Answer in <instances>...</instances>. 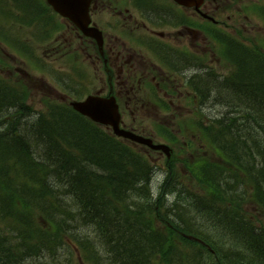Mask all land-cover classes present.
Returning a JSON list of instances; mask_svg holds the SVG:
<instances>
[{
    "label": "trees",
    "instance_id": "16d2710c",
    "mask_svg": "<svg viewBox=\"0 0 264 264\" xmlns=\"http://www.w3.org/2000/svg\"><path fill=\"white\" fill-rule=\"evenodd\" d=\"M13 2L22 7L26 15H29L30 0L21 2L22 4L18 1ZM32 13L34 17L35 12ZM248 65L249 67L252 65L255 71L249 74V81L255 83L254 75L257 74L258 81L263 86L264 96V68L257 70L254 64ZM0 88L3 89L1 86ZM9 97L13 98V94L10 93ZM14 102V104L20 103L21 108L18 107L12 113L10 121L6 116L0 119V125H4L0 128V140H3L5 131L12 132L18 123L20 125L24 122L28 125L27 119L31 120L26 115L29 107L25 105L22 98L20 97L19 101L14 99ZM255 106L259 109L264 108L263 105L251 101L244 106V111L247 108L254 110ZM4 108L3 94L0 93V112ZM56 112L70 114L79 122L82 121L78 118L79 115L69 109ZM243 114L244 112H241L229 117L224 126L225 132H222V126L219 128L227 147L235 154L237 149L248 152L250 143L258 138L259 131L253 129V125L248 127L238 125V122L243 119ZM36 122L37 126L31 128L38 140L41 136L51 138V131L45 134L46 129L40 123V119ZM82 123L84 126L75 124L79 129L86 131L90 129L91 133L101 136L115 145L118 150L110 149L101 144L92 134L86 133V137L83 136V147L86 153L81 149H74L72 153L83 159L80 161L83 166H85L83 162H95L97 165L93 164L92 166L95 167L89 169L77 166L78 171H72L74 181L70 180V176L63 174L64 172L58 173L54 164L43 160L39 152L35 153V160L40 163L39 165H35L29 157L24 159L22 151L17 147L13 148L11 156L8 157L17 163L19 173L0 180V255L6 259V264H21L22 260L39 255L44 251L43 248L51 249L56 255L59 245L65 238L76 240L84 252H92L96 244L99 246L101 242H104L108 249L109 264H160V259L167 262L177 259L180 264H264V226L259 227L241 214H232V208H225L224 202L228 199L229 193L225 186L223 188L221 186V179L224 177L215 179L213 176L210 178L204 171L199 172V176L207 179L209 183L206 196L202 199L210 201L208 204L200 201L192 205L197 206L198 214L205 219L203 220L208 225L207 231L188 232L181 228L183 223H186L187 217L182 207L176 204L166 210L165 230L156 228L154 214L147 213L144 208L137 205L139 202L131 199L134 194L143 195L150 192L147 180L150 170L147 165L137 156L130 154L124 146L108 134L99 132L91 124H84L83 121ZM77 127L74 128L77 130ZM243 128H247L251 133L244 135ZM61 135L63 140H67L68 136ZM60 143L61 139H54L53 145L60 150ZM88 149L94 156L92 161L86 155ZM260 157L261 163H258L260 166L258 170L263 171L264 157ZM235 161L240 170L247 169L237 154ZM101 164L113 165L122 180H128V188L122 194L119 193L108 173L100 168ZM106 168L109 169V167ZM225 170L226 168H219L215 172L223 173ZM247 170L251 181L256 183L257 180L251 171ZM256 185L255 196L264 211V198L258 182ZM64 194V197H57ZM218 197L222 200L217 201ZM233 199L235 201V198ZM129 203L135 206H130ZM138 209L141 210L140 216ZM159 213L162 215V211ZM238 222L243 224L242 229H238L236 233L225 231L228 226L237 227ZM78 226L79 230H74ZM90 228L96 233L95 240L90 238L89 232H85ZM4 229L12 232L22 231V253L16 254L15 247L10 245V239L6 237ZM183 231L187 234L183 235ZM253 233L258 235V239H252ZM186 235H195L201 238L204 244L201 245ZM52 236L54 239L51 238ZM33 242H38V246H35ZM187 247L196 248L190 251ZM129 255H134V261H131Z\"/></svg>",
    "mask_w": 264,
    "mask_h": 264
},
{
    "label": "flooded vegetation",
    "instance_id": "af4514ba",
    "mask_svg": "<svg viewBox=\"0 0 264 264\" xmlns=\"http://www.w3.org/2000/svg\"><path fill=\"white\" fill-rule=\"evenodd\" d=\"M93 8L113 73L104 88L120 104L143 105L151 90L189 88L203 90L204 105L216 101L215 88L207 86L215 83V71L208 69L214 51L200 49L196 11L172 0H96Z\"/></svg>",
    "mask_w": 264,
    "mask_h": 264
},
{
    "label": "bare ground",
    "instance_id": "6f19581e",
    "mask_svg": "<svg viewBox=\"0 0 264 264\" xmlns=\"http://www.w3.org/2000/svg\"><path fill=\"white\" fill-rule=\"evenodd\" d=\"M10 1H16V2L18 1L20 4H22L21 2L23 3L27 2V0H0V7L9 9ZM32 12L33 11L29 12L28 15L29 17H32L33 15ZM259 72H263V71H259ZM254 77L258 78L257 75H254ZM217 85H218L217 83H214V84H208L207 86L210 89H214L215 87H217ZM0 93L3 94V105L5 106L4 108L5 110H16L18 109V107L21 108L20 103L14 104L15 103L14 99L9 97L10 93H8L6 90L0 88ZM251 95L254 97V101L256 104H261L264 106L263 86L259 81H255V84L252 85ZM245 105L246 104L243 103L238 108V111L244 112L243 119L239 121L240 123L238 122V125L239 124H241V126L245 125V127H248L249 125H253V129L259 131L258 138H256L250 143L248 152L246 150L242 151L241 149H237L236 154L237 156H239V158L242 159L244 165L247 167V169L251 171L253 177L257 180L261 190L262 197L264 198V169L263 171L258 170V163H260V161L257 160V156L264 157V108L259 109L257 106H255L254 110L247 108L244 111ZM232 113L236 115V112H234V110L231 108L229 109L228 107V110L223 111V116L227 115L231 117ZM74 122L77 123L79 126H84L82 125L83 124L82 121L79 122L72 115L64 114L62 112H56L49 120L43 122V127H45L46 129L45 134L50 133L51 131L52 137L46 138L45 136H41L39 140L35 135L34 130L31 128L37 126V122L32 121V119L31 120L27 119L28 125L24 122H22L20 125L18 123L16 127L12 129L13 133L12 132L8 133L7 131H5L6 134L3 137V140H0V180L19 173V166H17V163L8 158L11 156V152L14 147H17L19 150L22 151L24 159L29 157V159L33 161L35 165L40 164L35 160V153L39 152V155L43 160L53 163L56 169L58 170V173L64 172L63 174L70 176L69 178L71 181H74L72 171H76V170L78 171L77 166H81L84 168L88 167L87 169H89L97 165V163L95 162H90V163L83 162V164H85V166H83L82 164H80V161H83V159L76 157L72 153L74 149H81L86 153V149L85 147H83L84 145L83 136L86 137V133L92 134L100 141L101 144L108 146L110 149H114V150L117 149L115 145L103 139L101 136L99 135L96 136L93 133H91L92 131L90 129L89 131L79 129ZM75 126L77 127V130L74 128ZM56 129L59 130V132ZM222 132H225L224 126ZM60 133L65 134L69 138L66 137L67 140H63L62 135ZM248 133L251 132L247 128H243V134L246 135ZM54 139H58V140L61 139L60 150H58L53 145ZM89 149H88L89 154L87 153L86 155L92 161L94 156L91 155ZM93 164H95V166H92ZM106 167H109V169ZM100 168L105 173H108L110 179L117 186L120 194H122L128 188V180H122L120 175L114 170L115 167L113 165L101 164ZM223 177H225V174L220 172H215L213 175V178L215 179L223 178ZM13 185L19 187V185L17 184H13ZM172 192L176 196L175 197L176 199H180L183 197V194L178 190H173ZM239 193H240L239 185L237 182H234L233 194L237 195ZM242 228H243V224L241 222H238L237 227L228 226L226 227L225 231L236 233L238 229H242ZM253 238L258 239V235L253 233L252 239ZM3 244L5 245V242H3ZM129 257L132 259L131 261H134V255H129ZM0 264H6V259H3L1 255H0ZM22 264H26V263L22 262Z\"/></svg>",
    "mask_w": 264,
    "mask_h": 264
},
{
    "label": "rangeland",
    "instance_id": "374dc122",
    "mask_svg": "<svg viewBox=\"0 0 264 264\" xmlns=\"http://www.w3.org/2000/svg\"><path fill=\"white\" fill-rule=\"evenodd\" d=\"M261 1H263V0H260V1L259 0H242L241 3L237 4L236 7L231 9L230 13L236 12L238 8L239 9L243 8L244 5L251 4V3H260ZM251 24L255 25L259 29H261L263 27L262 23L256 18H253V20L251 21ZM248 25H250V24H248ZM3 46H5V45H3ZM5 50L7 52L8 58L11 59L13 62H15L19 69H22L21 74H24L26 71H28V68H27V65L25 62L21 61L19 58H16L15 55L10 53V49L8 47H6ZM52 57H54V56H51V60L55 61L53 63L54 67H56L57 69H64V70H66V68H68L67 61H64L62 59H53ZM33 68L37 69V67H33ZM33 92H34V95L36 96V99H34L35 107H36V109H41L42 108V102L40 100V97L42 96V92L37 88V86L34 87ZM214 108H215V111L224 110L221 106L214 107Z\"/></svg>",
    "mask_w": 264,
    "mask_h": 264
}]
</instances>
